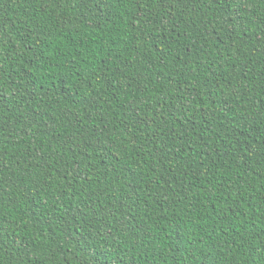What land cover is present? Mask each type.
Here are the masks:
<instances>
[{
  "label": "trees",
  "instance_id": "16d2710c",
  "mask_svg": "<svg viewBox=\"0 0 264 264\" xmlns=\"http://www.w3.org/2000/svg\"><path fill=\"white\" fill-rule=\"evenodd\" d=\"M0 264H264V0H0Z\"/></svg>",
  "mask_w": 264,
  "mask_h": 264
}]
</instances>
